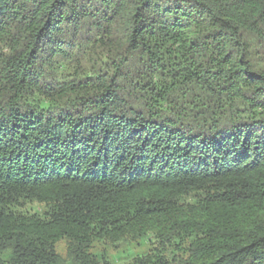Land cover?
Masks as SVG:
<instances>
[{
    "label": "trees",
    "instance_id": "1",
    "mask_svg": "<svg viewBox=\"0 0 264 264\" xmlns=\"http://www.w3.org/2000/svg\"><path fill=\"white\" fill-rule=\"evenodd\" d=\"M123 253L264 264V0H0V264Z\"/></svg>",
    "mask_w": 264,
    "mask_h": 264
},
{
    "label": "rangeland",
    "instance_id": "2",
    "mask_svg": "<svg viewBox=\"0 0 264 264\" xmlns=\"http://www.w3.org/2000/svg\"><path fill=\"white\" fill-rule=\"evenodd\" d=\"M124 255L125 254L123 253V255L120 256V258L118 259L117 262H115V264H129L131 258H129L128 256H124Z\"/></svg>",
    "mask_w": 264,
    "mask_h": 264
}]
</instances>
